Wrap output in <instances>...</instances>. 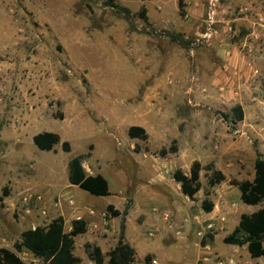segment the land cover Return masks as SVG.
<instances>
[{
	"label": "rangeland",
	"instance_id": "1",
	"mask_svg": "<svg viewBox=\"0 0 264 264\" xmlns=\"http://www.w3.org/2000/svg\"><path fill=\"white\" fill-rule=\"evenodd\" d=\"M113 1L131 15L106 0H0V247L26 264H48L14 242L25 228L70 216L43 205L49 187L85 218L108 203L128 205L124 240L136 248L135 264H146V255L153 264L149 251L159 264H194L211 249L229 264L237 245L223 237L241 213L264 205L242 202L229 183L252 180L255 148L264 157V0ZM212 4L215 32L203 40ZM235 104L243 119L233 123L223 113ZM130 125L144 127L147 138H130ZM42 131L59 135L53 149L33 143ZM84 153L91 172L107 178L108 195L69 183L68 161ZM194 160L202 166L199 191L173 201L172 172L189 173ZM211 163L225 175L214 186ZM206 193L209 216L201 208ZM107 221L74 237L82 264H92L84 250L90 238L105 251L116 244L121 216ZM241 253L235 264H264V256Z\"/></svg>",
	"mask_w": 264,
	"mask_h": 264
},
{
	"label": "trees",
	"instance_id": "2",
	"mask_svg": "<svg viewBox=\"0 0 264 264\" xmlns=\"http://www.w3.org/2000/svg\"><path fill=\"white\" fill-rule=\"evenodd\" d=\"M106 4L112 6L117 11L129 17L131 11L128 7L118 4L113 0H106ZM139 15L146 18V8L142 5ZM172 39L182 40L178 35L170 34ZM225 120L233 123L243 119V110L240 104L232 106L227 113H223ZM130 138H147V132L140 125H130L127 129ZM59 135L42 131L32 136L33 143L41 150H51L59 142ZM63 151L70 150L68 141L61 143ZM176 147L172 146L170 150L162 148L161 155L168 152H175ZM89 153L79 154L69 159L68 181L79 188L88 191L94 195H108V180L101 173L95 175L88 174L83 167V159ZM211 171L208 177L209 186H214L225 179L224 173L215 169L213 164L207 166ZM254 176L252 180H238L232 178L229 180L231 185L236 186L240 191V200L249 205L258 203L264 204V159L262 153L255 148V159L253 163ZM202 166L198 160H194L189 168V173L183 172L180 168L172 172V178L179 183L181 192L190 200H194L195 194L200 189L199 174ZM5 195L7 191H4ZM206 197L201 201V208L204 212H210L213 209V202ZM106 217L121 216L120 232L116 244L105 253L97 244L86 242L84 250L93 264H135L136 251L127 241L124 240L125 215L128 212V205L123 211L115 209L112 204L106 206ZM87 230V223L83 218L71 220L70 229H65V221L62 215L52 218L44 225H36L24 229L20 233V238L14 242L16 251L27 249L34 256L41 258L48 264H82L81 259L73 253L74 237ZM223 242L233 245H246L247 251L251 257L264 256V205L252 213H241L234 229L223 237ZM149 256L144 257L147 264ZM0 264H26L23 259L12 249L0 247Z\"/></svg>",
	"mask_w": 264,
	"mask_h": 264
},
{
	"label": "crops",
	"instance_id": "3",
	"mask_svg": "<svg viewBox=\"0 0 264 264\" xmlns=\"http://www.w3.org/2000/svg\"><path fill=\"white\" fill-rule=\"evenodd\" d=\"M5 74H7L8 75V71H5ZM1 76H4V73H1ZM260 151V150H259ZM261 152V151H260ZM263 159H264V157H263ZM254 163V162H253ZM83 167L85 168V170H86V172L88 173V174H91V175H95V174H97L98 172H91V167L88 165V167L83 163ZM103 175V174H102ZM107 179V178H106ZM71 184V183H70ZM170 185H172V186H170ZM176 187V189L177 190H173L174 192H172L173 194H174V196H175V199L173 200V201H176L177 199H178V192H179V194H181L182 196H183V198H185V199H187V201H191L186 195H184L182 192H181V189H180V185H179V183H177L174 179H171V181L168 183V187H174V186ZM77 186V185H76ZM48 189H50L49 187H47L46 189H45V194H44V199H45V203L43 204L44 206H51V207H55V206H57V207H61L62 209L63 208H68L69 209V212L68 211H66L67 213H69V217H66L65 216V214L64 213H60V214H58V215H62L63 216V218H64V221H65V224L68 222V230L70 229V224H71V220H73V219H75V218H83L85 221H86V223H87V230H88V224L90 223V222H94V224L92 225L91 224V227H92V230H91V232L93 231V229H96V230H98L99 229V227H102V225H100L101 224V221L103 220L104 221V223H106V220H108L107 222H109L110 223V221H111V219L112 218H114V217H118V216H108V217H106V211H101V212H96V215L95 216H93L94 215V213H95V211H93V209H90L87 213H89V217H87V218H85L81 213H80V210L79 209H72L71 207L74 205V202L71 200V199H69L68 200V202H65V201H63V199H62V196H61V194H59L58 192H55V191H47ZM174 189V188H173ZM172 191V190H171ZM88 192V191H87ZM100 196V195H99ZM180 199V198H179ZM108 204H112L113 205V203H108ZM107 204V205H108ZM106 205V206H107ZM188 205V204H187ZM106 206H105V208L104 209H106ZM114 206V205H113ZM79 207V206H78ZM115 208V207H114ZM103 209V210H104ZM115 209H118V208H115ZM184 210H185V214L184 215H182V216H185L186 215V217L188 216V218H189V216H190V214H191V212L189 211V210H192V208H189L188 207V210H186V208H183ZM259 209V208H258ZM71 210V211H70ZM257 210V209H256ZM256 210H254V211H256ZM212 211H210V212H207V216H209L210 214H212L211 213ZM252 213V212H251ZM58 215H56V216H58ZM128 215H129V213H128ZM56 216H54V217H56ZM54 217H52V218H54ZM191 217V216H190ZM196 217H198L199 218V215L198 216H196ZM51 218V219H52ZM50 219V220H51ZM49 220V221H50ZM98 222H97V221ZM199 220H200V218H199ZM48 221V222H49ZM47 222V223H48ZM34 227V226H33ZM28 228H30V227H28ZM25 229H27V228H25ZM103 229H105L104 227H103ZM102 229V230H103ZM86 230V231H87ZM23 231V230H22ZM85 233V232H84ZM89 239V238H88ZM97 240H100V238H96V239H92V238H90L89 239V241H90V243H92V242H95V244H97L98 242H97ZM94 244V243H93ZM132 247H134V246H132ZM202 247V246H201ZM210 246H205L204 248L206 249V250H209V249H211V248H209ZM101 248V247H100ZM134 249H135V251H136V248L134 247ZM244 249H247L246 248V245L244 244V245H241V246H234V250H233V254H232V256H230V261H229V264H235V261H234V258H236V256H238V257H242V253H241V250H243L244 251ZM102 250V249H101ZM240 251V252H239ZM102 252H106L105 250H102ZM147 253H151V254H153L154 256H155V260H156V264H159L158 263V261H157V257H156V255L154 254V252L153 251H149V252H147ZM239 253H241V254H239ZM143 255L145 254L144 252L142 253ZM142 254H141V256H142ZM244 255H245V253H244ZM136 256H137V251H136ZM219 256H220V254L219 253H217L215 250H213L212 251V249L210 250V251H207V252H205L204 254H203V256H198V257H196L195 259H194V264H198V263H201V264H223L222 263V261H221V259H219ZM250 256V255H249ZM221 257V256H220ZM251 257V256H250ZM261 257H263V256H260V257H254L255 259H260ZM138 259H140V258H138ZM251 259H252V257H251ZM91 261V260H90ZM91 263L93 264V262L91 261Z\"/></svg>",
	"mask_w": 264,
	"mask_h": 264
},
{
	"label": "built area",
	"instance_id": "4",
	"mask_svg": "<svg viewBox=\"0 0 264 264\" xmlns=\"http://www.w3.org/2000/svg\"><path fill=\"white\" fill-rule=\"evenodd\" d=\"M213 15H214V8H213V4H212L209 6V11H208L207 20H206L207 28L203 34V40H208L213 35V33L215 32V30L213 28V24H214ZM210 226H211V224H208V227H210ZM152 263L156 264V260L153 259Z\"/></svg>",
	"mask_w": 264,
	"mask_h": 264
}]
</instances>
